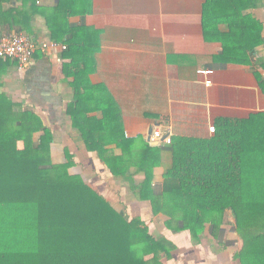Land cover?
Masks as SVG:
<instances>
[{
    "label": "trees",
    "instance_id": "trees-1",
    "mask_svg": "<svg viewBox=\"0 0 264 264\" xmlns=\"http://www.w3.org/2000/svg\"><path fill=\"white\" fill-rule=\"evenodd\" d=\"M10 1L0 0L2 24H17L21 15L5 10ZM261 1L206 2L205 40L223 46L216 63L252 65L264 40L263 24L252 13ZM51 30L56 41L67 36ZM65 42L66 57L73 59L81 46ZM94 54L80 75L96 71L90 67ZM100 112L102 118L92 116ZM69 114L87 150L116 179L128 182L134 197L150 200L155 215L164 213L169 230L189 231L197 244L208 225L220 231L229 215L240 241L234 261L264 264V113L217 121L211 137H173L167 147L127 137L112 97H78ZM53 142L35 112L0 95V264H164L172 259L171 242L154 237L144 221L117 211L82 175L70 172L76 167L72 154L56 162ZM165 150L173 164L162 193L156 194L154 171ZM140 175L143 182L133 181Z\"/></svg>",
    "mask_w": 264,
    "mask_h": 264
},
{
    "label": "crops",
    "instance_id": "crops-1",
    "mask_svg": "<svg viewBox=\"0 0 264 264\" xmlns=\"http://www.w3.org/2000/svg\"><path fill=\"white\" fill-rule=\"evenodd\" d=\"M207 1L11 0L5 10L18 11V22L0 23V37L16 32L37 43L57 42L68 47L65 41L71 40L81 46L73 59L66 57L67 49L39 51L31 66L23 70L14 61L0 62V95L35 112L54 135L52 152L61 149L62 159L66 152L72 154L76 167L70 172L82 175L117 211L125 212L131 220L140 218L152 235L153 229L160 228L157 218L163 220L166 234L161 238L176 248L164 264H230L227 255L221 254L229 246L220 244L221 251L206 248L207 252H202L204 244L213 245L205 239L207 231L196 244L189 231L169 230L165 214L155 215L150 200L134 197L128 182L116 179L98 155L87 150L69 108L78 97H112L126 136L145 142L153 140L157 129L171 139H206L213 135L209 129L217 121L264 113V40L250 66L216 63L223 46L205 40ZM252 13L263 24L264 39V0ZM50 27L58 34L67 32V36L56 41ZM93 54L95 64L90 67L96 71L80 75L87 68L84 61ZM206 70L211 71L209 76L201 73ZM207 80L212 81L210 86ZM101 114L92 116L102 118ZM53 158L58 163L65 161ZM172 164V154L165 150L162 164L154 171L156 194L162 193ZM144 179V175L136 177L137 182ZM186 232L188 244L184 243ZM176 252L180 253L177 257Z\"/></svg>",
    "mask_w": 264,
    "mask_h": 264
},
{
    "label": "built area",
    "instance_id": "built-area-1",
    "mask_svg": "<svg viewBox=\"0 0 264 264\" xmlns=\"http://www.w3.org/2000/svg\"><path fill=\"white\" fill-rule=\"evenodd\" d=\"M66 50L67 46L60 45L57 42L37 43L23 33H12L0 37V59H10L18 64L19 69H27L34 61L35 55L41 51L43 53L49 50ZM204 76H209L211 71H201ZM211 80L206 81V85L210 86ZM211 134H215V127H210ZM153 140L159 141L161 145H170V135L164 136L160 129L153 133Z\"/></svg>",
    "mask_w": 264,
    "mask_h": 264
},
{
    "label": "rangeland",
    "instance_id": "rangeland-1",
    "mask_svg": "<svg viewBox=\"0 0 264 264\" xmlns=\"http://www.w3.org/2000/svg\"><path fill=\"white\" fill-rule=\"evenodd\" d=\"M52 153H53L52 155H55V158L60 157L59 160H61L63 158L62 156L64 155L61 149H58V150L54 149ZM62 160L64 161L65 159H62ZM56 162H57V160H56ZM72 171L74 172V170H72ZM135 180H136V177L134 178L133 181H135ZM162 214H164V213H162ZM157 222H158L157 224L160 228L153 229L152 233L155 237L161 238L164 236V234H166V230L163 226L164 224H163V220H161V218H157ZM232 222H233L232 218L229 215H227L225 218V223L223 225V228L224 227L225 228L223 229V231L222 230L220 231L221 234L219 231L213 232L211 230L210 226L208 225L207 226L208 229L206 230L207 233H206L205 239H208L207 241H210L213 245L206 246L207 244H204L203 245L205 247L204 250H200V251L207 252L205 250L206 248L211 249L213 252L214 251H221L220 244H223V245L226 244L229 247L226 250L222 251L221 254L224 253V255H227V256H225V258H227L229 260L230 264H237L236 262L232 261V257L234 255L236 249L239 248L240 241H239V238L237 236V233L234 230ZM185 234L187 236H185L184 243L187 242V244H188L189 243V238H188L189 233L186 232ZM175 241H177V240H175ZM199 249H201V248H199ZM209 252H210V250H209ZM178 254L180 255V253L176 252V257L178 256Z\"/></svg>",
    "mask_w": 264,
    "mask_h": 264
},
{
    "label": "water",
    "instance_id": "water-1",
    "mask_svg": "<svg viewBox=\"0 0 264 264\" xmlns=\"http://www.w3.org/2000/svg\"><path fill=\"white\" fill-rule=\"evenodd\" d=\"M148 143H149L152 147H157V146H160V145H161V144L159 143V141L152 140L151 138L148 139Z\"/></svg>",
    "mask_w": 264,
    "mask_h": 264
}]
</instances>
